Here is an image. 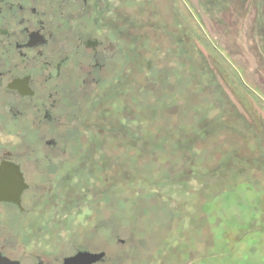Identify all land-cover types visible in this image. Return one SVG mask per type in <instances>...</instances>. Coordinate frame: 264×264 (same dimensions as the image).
<instances>
[{"label":"rangeland","instance_id":"obj_1","mask_svg":"<svg viewBox=\"0 0 264 264\" xmlns=\"http://www.w3.org/2000/svg\"><path fill=\"white\" fill-rule=\"evenodd\" d=\"M110 2L154 106L115 101L151 154H122L134 195L105 207L124 240L107 264H264V0Z\"/></svg>","mask_w":264,"mask_h":264},{"label":"flooded vegetation","instance_id":"obj_2","mask_svg":"<svg viewBox=\"0 0 264 264\" xmlns=\"http://www.w3.org/2000/svg\"><path fill=\"white\" fill-rule=\"evenodd\" d=\"M119 16L110 0H0V172L27 184L0 200V264H64L80 251L107 264L124 243L105 207L134 195L122 154L151 153L149 139L136 152L135 136L119 135L115 101L126 90L120 100L147 117L154 105L134 95L135 41Z\"/></svg>","mask_w":264,"mask_h":264},{"label":"water","instance_id":"obj_3","mask_svg":"<svg viewBox=\"0 0 264 264\" xmlns=\"http://www.w3.org/2000/svg\"><path fill=\"white\" fill-rule=\"evenodd\" d=\"M26 185L23 175L19 170L15 173L0 172V200L16 201ZM104 255V252L92 253L80 251L76 255L67 258L64 264H93L101 260Z\"/></svg>","mask_w":264,"mask_h":264}]
</instances>
